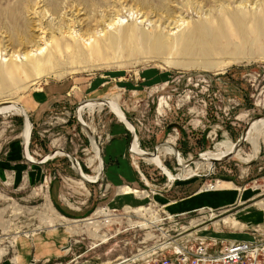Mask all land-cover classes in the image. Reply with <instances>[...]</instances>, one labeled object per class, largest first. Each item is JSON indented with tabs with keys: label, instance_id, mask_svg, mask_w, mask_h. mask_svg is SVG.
Wrapping results in <instances>:
<instances>
[{
	"label": "rangeland",
	"instance_id": "rangeland-1",
	"mask_svg": "<svg viewBox=\"0 0 264 264\" xmlns=\"http://www.w3.org/2000/svg\"><path fill=\"white\" fill-rule=\"evenodd\" d=\"M43 55L46 73L27 63ZM90 99L116 103L144 152L166 141L188 160L233 144L264 116V0H0V104L30 116L29 156L62 149L92 175L96 159L74 119ZM81 117L103 151L94 186L61 156L25 163L20 115H0V264H144L176 237L166 255L264 231V136L253 157L244 143L238 156L173 182L127 154L129 133L106 108ZM162 165L180 173L173 156ZM194 194L215 199L179 211Z\"/></svg>",
	"mask_w": 264,
	"mask_h": 264
},
{
	"label": "water",
	"instance_id": "water-1",
	"mask_svg": "<svg viewBox=\"0 0 264 264\" xmlns=\"http://www.w3.org/2000/svg\"><path fill=\"white\" fill-rule=\"evenodd\" d=\"M91 105L92 106H102L103 108H106L108 110V112L113 115L114 118H116L119 122L124 124V126L126 127L128 133H129V139H128V143H127V154L129 156H132V157L137 158V159H143V158L152 159V158L156 157L158 148L168 147V148L172 149L173 154H174L173 160H174L175 166H176V168H179V169L188 168L197 162H203V163L205 162V163H209L211 165H214V164L226 162V161L232 159L235 156L236 152L242 147V145L244 143H246V137H247L248 133L252 130V128L258 122L264 120V116H259V117L253 118L245 126V128L241 131L239 137L233 143L232 148L229 150V152L225 156L220 157V158H213V159L212 158H202L201 156H196L194 158H191L187 162H185L183 165H179L178 159H179L180 154H179L178 150L176 149L175 146H171L166 141H163V142L156 144L153 147L152 152H144L141 149H139L136 146V129H135L134 125L130 121L129 117L124 113V111L122 109H120L119 107L114 106L109 100H106V99H90V100L82 101V102L78 103L74 108V119H75L76 124L85 133V135L88 139L89 145L91 144L97 153L96 164H97L98 172H97V174H95L94 178L90 180V179L86 178V176L84 175V172H83L82 167H81L80 163L78 162V160L72 154H70L69 152L64 151L62 149H56V150L47 152L45 155L41 156L38 159L31 158L28 154V146H29V142H30L31 132L33 129V124L30 120V116L28 115L26 110L21 105H18L16 103H12V102L1 103L0 104V111L4 108L11 107L15 111H17L21 117L23 131H22V137H21V142H20V155H21L22 160L25 163H27L31 166H42V165L46 164L48 161H50L51 159L55 158L56 156H61L64 159H66V161L68 162L69 166L71 167V169L74 173V176L81 183H83L87 186H94V185H97L102 180L104 170H105V162H104V158H103V151H102V148H101L97 138L91 133L90 129L86 125V122H84L82 120V117L80 115L83 108L89 107ZM160 171H162L167 176V174L164 172V169L161 168ZM175 181H179V179H173V182H175ZM176 238H174L173 240H170V241L163 242V243L159 244L158 246H155L154 249H159V247H161V245H163L165 243L175 242ZM139 257L140 256L132 257V258L126 259V260H124L120 263H117V264H127V263H129V262H131V261H133Z\"/></svg>",
	"mask_w": 264,
	"mask_h": 264
},
{
	"label": "built area",
	"instance_id": "built-area-1",
	"mask_svg": "<svg viewBox=\"0 0 264 264\" xmlns=\"http://www.w3.org/2000/svg\"><path fill=\"white\" fill-rule=\"evenodd\" d=\"M255 234L251 240L229 241L218 248L215 242L206 244L203 240L178 244L166 255L168 246L159 252L156 250L144 264H264V231H255Z\"/></svg>",
	"mask_w": 264,
	"mask_h": 264
},
{
	"label": "bare ground",
	"instance_id": "bare-ground-1",
	"mask_svg": "<svg viewBox=\"0 0 264 264\" xmlns=\"http://www.w3.org/2000/svg\"><path fill=\"white\" fill-rule=\"evenodd\" d=\"M24 44V43H23ZM17 45V44H16ZM47 54V53H46ZM27 56V55H26ZM44 56V55H43ZM42 56V57H43ZM48 56V55H47ZM46 56V57H47ZM51 57V55H49ZM50 57H47L48 59ZM27 58V57H26ZM32 59V58H31ZM31 59H28L27 63L33 68V69H36L38 70L39 72H42V73H46L48 71V69L45 68V66L42 64L45 60V56L43 58H41L42 60H39V62L41 63L39 65V62H36L34 61V58L33 60ZM47 60V59H46ZM45 60V61H46ZM50 64V63H49ZM25 65V64H24ZM44 66V67H43ZM13 67V66H12ZM11 67V68H12ZM25 67V66H24ZM28 67H25L23 68V70H27ZM8 69H10V67L8 66ZM13 69H15L13 67ZM11 70V69H10ZM16 70V69H15ZM30 70V69H29ZM9 71V70H7ZM12 72L14 70H11ZM24 72V71H23ZM3 73V72H2ZM28 76V75H26ZM114 106L118 107L116 105V103H114L113 101H110ZM103 107L102 106H89V107H86V108H83L82 111L84 110H87L89 112H92L94 111L95 109L96 110H101ZM81 111V112H82ZM8 112H13L14 115H19V113L17 111H15L13 108L11 107H7V108H4L0 111V115L1 114H4V113H8ZM81 115V114H80ZM88 126V128L90 129L91 133L93 134V131H92V128L89 126V124H86ZM84 133V132H83ZM85 134V133H84ZM262 136H264V120L258 122L253 128L252 130L248 133L247 137H246V144H248L250 146V149H251V155L250 157H253L254 155H256V153L258 152L259 150V145H260V139L262 138ZM22 137V136H21ZM169 144V143H168ZM171 145V144H170ZM91 146V151L92 153L94 154V157L96 159V150H94V148L92 147V145L90 144ZM136 146L139 148L138 146V142L136 140ZM172 146V145H171ZM233 144L231 142H221V143H217L213 146L212 150L210 151H205L203 153H201L199 156H201L202 158H220V157H223L225 156L229 150L232 148ZM238 152V151H237ZM236 152L235 156H238V153ZM173 156V159H174V154H173V151L171 148H168V147H160L158 148L157 150V155L155 158H152V159H148V158H143L141 160L149 163V164H152L154 165L155 167L159 168V169H164V171L166 172L167 174V177H168V180L169 181H173V179H184V178H189V177H192L194 175H197L198 173H200L201 171L203 170H209L210 167L212 166L211 164L209 163H203V162H197L195 164H193L192 166L188 167V168H185V169H177L180 173L178 175H172L170 174L166 169L165 167L162 165V161L167 159L168 157H172ZM234 156V157H235ZM249 157V158H250ZM191 158H189L188 160H190ZM188 160H183V159H178V164L179 165H183L185 162H187ZM241 162H246L245 159H240ZM87 163V168H91L94 164V161L93 159L91 160H87L86 161ZM146 163V164H147ZM98 172V169H97V165L96 167L94 168V172L92 173V175H85L86 178L88 179H93L95 174H97ZM79 181V180H78ZM218 189V188H217ZM222 189V188H221ZM129 192H133L135 193L136 191H130L128 190ZM176 242V241H175ZM174 242V243H175ZM167 245L163 244L159 250H162L164 249V247L166 248ZM178 246V245H177ZM151 255V254H150ZM148 255V256H150ZM148 256L146 258H148ZM141 259H144V257H142ZM137 260V259H136ZM132 262V261H131Z\"/></svg>",
	"mask_w": 264,
	"mask_h": 264
},
{
	"label": "crops",
	"instance_id": "crops-1",
	"mask_svg": "<svg viewBox=\"0 0 264 264\" xmlns=\"http://www.w3.org/2000/svg\"><path fill=\"white\" fill-rule=\"evenodd\" d=\"M196 194H194V195H192V196L184 199V201H182V204L179 205V207H181L182 210H179V211H186V210L188 212H189V210L194 211L195 209L197 210V208L203 207L202 204L204 203V200H206V199H215V197L212 198V197H210L208 195H205L203 198H200V195L199 196H196ZM228 195H229L228 192H223L222 194L220 193L217 196L219 197V199H221V201H225V200H227V196ZM195 198L197 200H195ZM24 245H25L24 247L26 248L27 245L26 244H24ZM25 255H26V252H25V254L23 256H25ZM21 258H22V256H21ZM4 264H11V262L8 261V262H6Z\"/></svg>",
	"mask_w": 264,
	"mask_h": 264
}]
</instances>
